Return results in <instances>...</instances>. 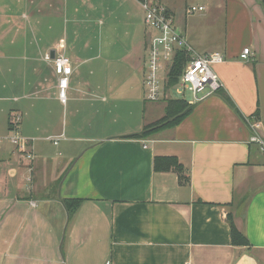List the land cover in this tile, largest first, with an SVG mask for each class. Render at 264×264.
<instances>
[{
    "label": "crops",
    "instance_id": "crops-1",
    "mask_svg": "<svg viewBox=\"0 0 264 264\" xmlns=\"http://www.w3.org/2000/svg\"><path fill=\"white\" fill-rule=\"evenodd\" d=\"M156 1L197 54L224 56V89L127 139L171 100H145L157 33L140 1L0 0V264H264V159L246 123L264 136V0ZM55 54L73 70L66 104ZM12 111L32 161L7 140ZM161 158L183 173L156 170ZM230 215L250 247L233 245Z\"/></svg>",
    "mask_w": 264,
    "mask_h": 264
},
{
    "label": "built area",
    "instance_id": "built-area-1",
    "mask_svg": "<svg viewBox=\"0 0 264 264\" xmlns=\"http://www.w3.org/2000/svg\"><path fill=\"white\" fill-rule=\"evenodd\" d=\"M145 13L146 26L154 30L157 35L150 42V50L144 69L145 100L150 103L173 99L172 91L179 95L191 93L194 102H200L224 89V85L215 72V66L224 63L221 53L199 55L196 53L187 37L180 33L172 13L156 0H138ZM203 7H191L188 14L203 12ZM179 52L185 53L188 62L185 65L178 83L169 87V74ZM250 49H245L241 58L248 59ZM56 74L59 76V98L62 104L67 102V87L73 73L70 59L61 54L48 58ZM166 89L168 92L166 93ZM251 130L250 144L259 147L264 159V136L260 134L262 122L254 118L246 119ZM22 115L12 111L9 115L10 136L8 142L20 151L28 161L34 160L30 151V142L21 135ZM2 140L0 139V143ZM58 141H55V145Z\"/></svg>",
    "mask_w": 264,
    "mask_h": 264
},
{
    "label": "trees",
    "instance_id": "trees-1",
    "mask_svg": "<svg viewBox=\"0 0 264 264\" xmlns=\"http://www.w3.org/2000/svg\"><path fill=\"white\" fill-rule=\"evenodd\" d=\"M188 62V58L183 52H179L176 57L174 64L171 68V72L169 74V87L175 86L180 76L183 73V70L185 68V65ZM222 91H219L221 93ZM224 99L227 101V103L234 108V105L230 101L228 97L223 96ZM193 110V106H191L187 101L185 100H176L171 99L167 101V107L165 109L166 116L165 118L161 119L160 121L147 125L140 133H136L134 135L126 136L124 138L127 139H142L146 138L150 135H153L161 130L172 128L181 123V121L186 118ZM238 112V111H237ZM239 114V112H238ZM175 169L179 174L183 173L182 166L178 163L176 159L173 158H161L157 159L155 162V169L156 170H169V169ZM184 177H182V181H184ZM81 199H71V200H64L63 204L65 209L68 212L69 217L71 218L76 211L79 209L80 205L82 204ZM230 224H231V234H232V243L235 246H245L250 247V243L247 240V238L236 228L235 224L233 223V220L230 215Z\"/></svg>",
    "mask_w": 264,
    "mask_h": 264
},
{
    "label": "rangeland",
    "instance_id": "rangeland-1",
    "mask_svg": "<svg viewBox=\"0 0 264 264\" xmlns=\"http://www.w3.org/2000/svg\"><path fill=\"white\" fill-rule=\"evenodd\" d=\"M172 98L176 100H191L192 99V94L191 93H185L184 95H179L176 90L172 91ZM55 197V195H52Z\"/></svg>",
    "mask_w": 264,
    "mask_h": 264
}]
</instances>
